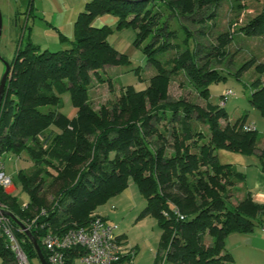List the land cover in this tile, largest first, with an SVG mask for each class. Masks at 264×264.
<instances>
[{
    "label": "trees",
    "instance_id": "trees-1",
    "mask_svg": "<svg viewBox=\"0 0 264 264\" xmlns=\"http://www.w3.org/2000/svg\"><path fill=\"white\" fill-rule=\"evenodd\" d=\"M225 1L92 0L78 16L69 48L41 50L30 40L17 47L0 111V154L26 151L33 168L18 171L26 206L1 186L0 201L31 230L47 261L44 234L88 227L97 218L113 223L98 209L133 181L146 201L141 215L156 217L163 230L154 264H236L227 237L261 226L264 205L247 188L246 174L221 163L216 151L257 154L264 170V142L246 116L232 122L224 105L211 102L210 84L227 79L213 63L229 55L237 27L220 32L210 47L198 36L209 40L215 26L210 21ZM104 14L118 17L116 29H136L135 45L148 40L143 51L157 73L145 89L122 86L96 110L89 94L93 78L105 81V67L129 61L108 40L114 28L94 25ZM239 30L264 37V0ZM248 68L243 65L236 76ZM256 68L263 73L264 64ZM178 75L195 87L205 107L171 100V81ZM250 90V102L264 116V80L256 79ZM65 91L77 110L72 118L61 111ZM193 120L205 122L208 133ZM239 190L244 197L234 205L231 193ZM10 220L30 262L41 264L32 241ZM125 237L117 234L121 245ZM83 251H67L66 264ZM132 252L134 258L136 252L127 253ZM0 257L3 264H17L1 233Z\"/></svg>",
    "mask_w": 264,
    "mask_h": 264
},
{
    "label": "rangeland",
    "instance_id": "rangeland-1",
    "mask_svg": "<svg viewBox=\"0 0 264 264\" xmlns=\"http://www.w3.org/2000/svg\"><path fill=\"white\" fill-rule=\"evenodd\" d=\"M263 0H227L221 4L215 16L214 29L212 33L207 34L209 40L198 36L200 41L208 47L211 43H216V37L222 31H232L234 25L237 27V32L234 34L232 42L227 46L229 55L222 63H213V67L220 69L227 79L218 83L210 84L211 102L214 105L222 107L221 96L229 89L234 91V95L230 96L225 101L224 108L228 113L230 121H236L242 116H246L247 123L251 124L261 133L264 139V116L261 111L250 102V87L259 77L264 80V71L261 73L256 67L259 64H264V37L262 36H247L239 30V26L257 14L261 8ZM239 3H244L246 7H237ZM0 10L2 13V33L0 38V85L3 75L6 71V62H11L15 55L16 44L13 41V29L15 28V12L10 0H0ZM20 16V14H19ZM209 23V24H211ZM116 27V26H115ZM108 35V40L122 53H125L129 61L125 64L111 65L102 70L103 80L93 78L89 87V94L92 106L98 110L101 104L108 99H115L122 86L133 85L137 90L145 89L150 82V78L157 73L153 65L149 64L148 56L143 51L145 41L142 45L134 44L137 37V30L133 27H125L116 29ZM194 30L198 26L193 27ZM19 42V41H18ZM70 47V43H68ZM66 47V48H69ZM57 49L51 50L56 51ZM170 56V55H166ZM249 68L236 76L238 70L245 64ZM109 78L112 79L113 90L109 88ZM107 80V81H106ZM171 100L187 99L192 103L199 104L202 107L206 106L205 100L199 96L195 87L186 82L184 75L173 76L170 85ZM62 107L61 111L70 118L76 115V108L72 104L71 94L65 91L61 94ZM197 118V113L193 114ZM225 123L226 120H221ZM193 125L197 129H201L208 133V125L201 121L193 120ZM261 139V144H262ZM260 144V145H261ZM218 154L221 163H233L238 170L245 172L250 159L255 158L254 155L240 154L230 151L226 148H219ZM242 157L241 161L238 157ZM2 162L5 164L6 173L13 177L12 187L8 191L13 190L22 204L28 202V195L22 189L18 171L24 169L30 171L33 168V163L30 160L26 151L20 154L2 152L0 154ZM246 166V167H245ZM241 188V185H237ZM230 202L237 204L244 197L242 190L233 191ZM146 206V201L137 185L131 181L129 187L113 196L107 203L100 206L98 213L107 217L108 221H112L117 225L116 233L125 234L123 240V249L136 252L133 264H154L157 252L160 247L162 238V228L159 226L156 217L151 215H141ZM227 250L230 247H226ZM240 264H259V258L249 256L245 252L240 253ZM74 264H89L82 261L81 257L74 260ZM120 264V263H119ZM125 264V262L123 263ZM167 264V263H164Z\"/></svg>",
    "mask_w": 264,
    "mask_h": 264
},
{
    "label": "crops",
    "instance_id": "crops-1",
    "mask_svg": "<svg viewBox=\"0 0 264 264\" xmlns=\"http://www.w3.org/2000/svg\"><path fill=\"white\" fill-rule=\"evenodd\" d=\"M90 1L92 0H10L16 13L12 44L18 43L16 44L18 47L30 40L41 50H60L69 47L68 43L73 39L78 16ZM117 22V16L104 14L95 19L94 25L115 27ZM61 36L67 40L63 41ZM262 141L264 142V139ZM238 158L243 161L242 157ZM250 161V166L248 165L244 172L246 186L252 192L254 200L264 205V170L257 154ZM227 246L230 247L229 252L236 264H240L242 251L259 258L258 263L264 264V231L260 226L251 232L230 234L226 240ZM0 264H3L1 257Z\"/></svg>",
    "mask_w": 264,
    "mask_h": 264
},
{
    "label": "built area",
    "instance_id": "built-area-1",
    "mask_svg": "<svg viewBox=\"0 0 264 264\" xmlns=\"http://www.w3.org/2000/svg\"><path fill=\"white\" fill-rule=\"evenodd\" d=\"M234 91L229 89L221 104ZM13 177L6 173L5 164L0 158V186L8 191L12 187ZM26 206V204H24ZM0 210H6L5 205L0 201ZM44 210L42 214H44ZM261 229L264 231V214ZM117 225L97 218L88 227H73L63 233L48 232L42 236L43 245L48 253L49 264H66V253L73 248H83L80 256L82 261L89 264H118L126 256L125 264H133L132 253L123 250L117 238ZM0 233L7 239V247L13 252L17 264H32L21 244L10 217L0 212ZM127 254V255H125ZM127 256L129 258H127Z\"/></svg>",
    "mask_w": 264,
    "mask_h": 264
},
{
    "label": "water",
    "instance_id": "water-1",
    "mask_svg": "<svg viewBox=\"0 0 264 264\" xmlns=\"http://www.w3.org/2000/svg\"><path fill=\"white\" fill-rule=\"evenodd\" d=\"M1 33H2V13L0 10V38H1ZM0 58H2L1 54H0ZM10 73H11V65L10 62H6V71L3 75V79L0 85V111L2 108V103L6 94V85H7V81L10 77ZM0 212H2L3 214L9 216L11 219H13L15 222L18 223V225L20 226V228L26 233V235L29 237V239L32 241L37 253H38V257L39 260L41 262V264H49L47 259L45 258V255L42 251V248L39 244V242L37 241V239L34 237L33 233L31 232V230L24 224L22 223L20 220H18L10 211H6V210H0Z\"/></svg>",
    "mask_w": 264,
    "mask_h": 264
}]
</instances>
